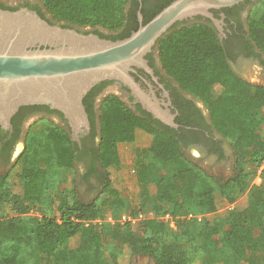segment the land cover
I'll use <instances>...</instances> for the list:
<instances>
[{"label":"trees","instance_id":"16d2710c","mask_svg":"<svg viewBox=\"0 0 264 264\" xmlns=\"http://www.w3.org/2000/svg\"><path fill=\"white\" fill-rule=\"evenodd\" d=\"M40 1L49 21L66 26L117 33L132 19L133 30L139 28L136 12L127 10L129 0ZM172 1L152 15L144 14V24ZM38 11L44 16L40 7ZM210 24V19L176 23L159 40L160 59L166 74L210 109L214 127L233 148L234 174L220 178L192 161L177 130L145 111L138 114L110 94L99 109V158L105 173L99 174L103 187L96 198L83 200L75 186L61 190L55 185L43 204L42 217L30 214L44 195L41 182L46 173L40 160L44 141L54 152L55 169L74 168V142L49 120L39 134L43 139L36 133L29 138L26 167H13L0 176V264H134L139 255H148L157 264H193L199 248L214 246L229 253L238 250L243 256L264 254V169L261 181L253 182L246 167L264 163V85L252 84L235 72L227 45ZM249 26L264 52V10L256 19L249 17ZM131 33L119 35L125 38ZM139 130L153 134L148 161L139 163L137 174L145 194L149 184L156 187V216L140 218L134 229L131 220L112 223L107 217H116L127 207L117 176L120 150L135 142ZM217 194L235 206L218 211ZM241 197L245 201L239 204ZM142 209L133 207L131 216L138 218ZM168 214L175 229L163 217ZM106 233L113 243L106 242ZM74 238L77 242L70 248Z\"/></svg>","mask_w":264,"mask_h":264},{"label":"water","instance_id":"95a60500","mask_svg":"<svg viewBox=\"0 0 264 264\" xmlns=\"http://www.w3.org/2000/svg\"><path fill=\"white\" fill-rule=\"evenodd\" d=\"M242 1L173 0L129 36L116 40L49 21L27 7H0V117L9 119L25 104L48 105L64 114L76 138L89 127L84 96L95 84L111 80L130 87L148 111L176 126L173 115L142 89L132 72L136 67L151 72L145 56L176 23L202 16L220 27L212 10Z\"/></svg>","mask_w":264,"mask_h":264},{"label":"flooded vegetation","instance_id":"af4514ba","mask_svg":"<svg viewBox=\"0 0 264 264\" xmlns=\"http://www.w3.org/2000/svg\"><path fill=\"white\" fill-rule=\"evenodd\" d=\"M168 1L129 0L127 10L136 12L138 26H140L141 23H144V14H154L162 4ZM257 2L258 0H244L230 7L213 9L214 17L221 21L220 27L210 19L212 21L210 26L215 27L221 42L229 49L232 56L231 65L242 78H245L246 75H264V52L257 47L256 42L252 39L249 26L252 6ZM0 7L9 10L27 7L37 11L40 7L44 13L43 17L47 19L50 17L40 0H0ZM140 13L143 15L142 20L139 17ZM207 19L209 18H195L187 23L195 20L207 23ZM132 24L133 20L131 19L126 23L125 28L117 33L104 29L97 30L92 27H76L85 33L102 34L104 38L108 39L117 36L116 40L121 39L120 35L124 31L133 32ZM145 58L151 72L143 67H136V71L132 72V75L143 90L157 97L163 110L169 111V114L173 115L176 126L165 123L148 111L127 85L117 81L104 80L95 84L84 96L83 102L88 113L89 127L78 132L76 138L73 137L72 128L64 114L48 105L25 104L21 105L9 119L0 117V176L10 172L13 167H26L29 160L27 154L32 128L38 122H44L47 126L49 120L67 131L74 142L73 167H76L78 184L82 190L84 189L83 193L92 191L93 194H97V192L99 194L103 187L99 174L105 173L99 158L102 141L99 109L104 98L110 94L119 96L138 114L141 115V112L145 111L152 116L153 120L177 130V137L182 140L184 153L186 156L198 159L196 163L200 166L220 167L223 171H235V155L230 142L214 127L211 111L206 103L184 90L174 78L166 74L160 59L159 42ZM40 156L42 163V159H46V157ZM139 256H146V261L140 264H157L148 255ZM139 256L136 257L134 264Z\"/></svg>","mask_w":264,"mask_h":264},{"label":"rangeland","instance_id":"374dc122","mask_svg":"<svg viewBox=\"0 0 264 264\" xmlns=\"http://www.w3.org/2000/svg\"><path fill=\"white\" fill-rule=\"evenodd\" d=\"M264 10V0H258L257 3H255L252 6L251 14L250 16L253 18H258L262 14V11ZM247 80H249L252 84H261L264 85V75H249L245 77ZM46 128L44 122H38L33 126V130L31 131V134L36 133V136L39 137L40 132L43 131ZM42 139L44 137L40 136ZM153 140V134L150 132L139 130L137 133L136 140L131 145H125L120 150V168L117 172L118 179L120 183L123 185V196L127 202V207L124 208L122 211V214L116 215V218H120L123 214H126L127 217L131 218V221L133 222V228L136 229L138 226V221L140 218H147V217H155V199H156V187L155 185L149 184L147 186L149 193L144 192L143 185L141 184L139 180V176L137 174V168L139 166V163L141 161H148V153L149 148L151 146ZM44 141V146L41 147L43 153L46 156V159H43L42 167L45 170L46 175H44L41 185L43 188V198L42 202L33 208L31 210V215H37L38 217H42V209H44L43 204L47 201L49 198V195L54 191V186L57 185L59 189H65L68 187L75 186L80 198L83 200H92L96 198L99 194H93L92 191L83 193V190L79 187L78 184V173L76 170V167L73 169L68 168H59L55 169L54 165V152L51 148V146ZM46 144V145H45ZM40 148V147H39ZM191 160H194L196 162L198 159H196L193 156H188ZM205 165V164H204ZM207 166V165H205ZM158 167H163L162 165H159ZM246 167L252 171L253 175V182H260V173L264 169V163L260 164H253L248 163ZM206 170L210 171L211 173L217 175L220 178L223 177H230L234 174V170H222L220 167H203ZM165 171V170H163ZM114 176L116 174L114 173ZM103 185V184H102ZM217 205H218V211H224L228 208H233L235 206L234 204H230L223 196L220 194H217L216 196ZM245 201V197H241L238 201L239 204L243 203ZM143 207L142 211L140 212V215L138 218H133L131 216V211L133 207ZM7 214H12L10 209L6 210ZM193 216L196 215V213L192 214ZM115 217V216H114ZM166 221H169L172 227L175 229L176 222L174 219L168 214L166 216H163ZM199 217V216H198ZM124 222V221H123ZM106 242L107 243H113V240L109 234L106 233ZM77 242V238L72 239L70 243V248L75 246ZM197 243H199V239L196 240ZM146 261V256H139V258L136 260V264H140L142 262ZM264 262V254L258 253V252H249L246 255H242L238 250L234 252H226L222 247L214 246L209 247L206 250H201L199 248V253L197 254V257L193 264H262Z\"/></svg>","mask_w":264,"mask_h":264},{"label":"built area","instance_id":"2783aa9c","mask_svg":"<svg viewBox=\"0 0 264 264\" xmlns=\"http://www.w3.org/2000/svg\"><path fill=\"white\" fill-rule=\"evenodd\" d=\"M107 220H108L109 222L116 223V222H123V221L131 220V218H130V217H127L126 214H123V215H122L120 218H118V219H117L116 217L110 215V216L107 217ZM97 221L101 222L100 220H97ZM95 222H96V221H95ZM87 224H88V223H87Z\"/></svg>","mask_w":264,"mask_h":264}]
</instances>
